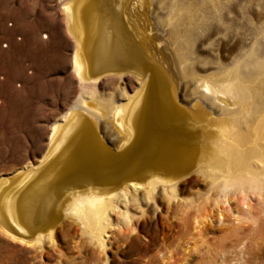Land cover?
<instances>
[{
  "label": "bare ground",
  "instance_id": "bare-ground-1",
  "mask_svg": "<svg viewBox=\"0 0 264 264\" xmlns=\"http://www.w3.org/2000/svg\"><path fill=\"white\" fill-rule=\"evenodd\" d=\"M252 4L59 0L74 92L48 125L35 162L0 178V229L38 247L63 220L98 242L105 212L125 220V207L137 211L136 203H150L154 192L170 195L176 181L201 176L220 201L229 188L244 207L246 190L262 205L264 13L254 23L243 21L222 55L204 54L222 27L234 34V15ZM101 76L130 78L133 86L128 92L116 86L109 102L94 88ZM97 116L109 123L115 151L97 137ZM257 207L231 212L239 235L256 219L262 227Z\"/></svg>",
  "mask_w": 264,
  "mask_h": 264
},
{
  "label": "rangeland",
  "instance_id": "rangeland-1",
  "mask_svg": "<svg viewBox=\"0 0 264 264\" xmlns=\"http://www.w3.org/2000/svg\"><path fill=\"white\" fill-rule=\"evenodd\" d=\"M58 1L0 0V178L22 169L23 162H35L48 125L59 120L58 113L74 92L68 68L70 41L61 27ZM252 1L234 15V34L222 27L205 55H222L242 33L244 22L254 23L264 13V0ZM131 80L101 76L94 88L113 102L114 88L128 92ZM94 122L100 134L113 137L105 118L97 116ZM203 178L176 181L172 194L154 192L150 203H136L137 211L125 207L126 221L113 211L105 212L99 243L63 220L38 240V247L0 229V264H264V222L261 227L252 213L255 223L242 235L230 222L231 212L241 215L257 206L264 220V200L261 205L246 190L244 207L227 188L220 201L216 189L204 187Z\"/></svg>",
  "mask_w": 264,
  "mask_h": 264
},
{
  "label": "water",
  "instance_id": "water-1",
  "mask_svg": "<svg viewBox=\"0 0 264 264\" xmlns=\"http://www.w3.org/2000/svg\"><path fill=\"white\" fill-rule=\"evenodd\" d=\"M94 131H95L97 137L99 138L100 142L102 143V145L105 146L109 151H115L117 149V148H114V143L109 141L102 134H100V132L98 130L94 129ZM11 231L14 232L13 230H11ZM14 233H16V232H14Z\"/></svg>",
  "mask_w": 264,
  "mask_h": 264
}]
</instances>
